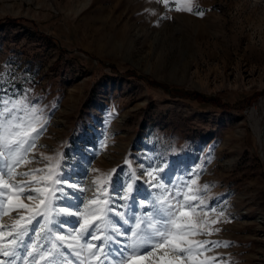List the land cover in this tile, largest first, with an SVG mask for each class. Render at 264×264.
Listing matches in <instances>:
<instances>
[{
    "label": "rangeland",
    "instance_id": "obj_1",
    "mask_svg": "<svg viewBox=\"0 0 264 264\" xmlns=\"http://www.w3.org/2000/svg\"><path fill=\"white\" fill-rule=\"evenodd\" d=\"M23 97L47 123L25 157L33 162L16 171L44 168L43 157H55L62 184L84 191L57 193L51 223H32L11 264H31V245L47 253L57 233L68 239L46 264H97L87 250L75 255L91 239H75L84 216L58 209L85 212L98 181L107 189L100 198L110 197L129 219L125 225L111 215L117 227L127 230L134 215L148 212L164 219L151 203L158 190L144 182L156 168L169 189L198 177V187L208 186L201 192L208 208L217 209L211 219L225 213L213 226L219 232L193 237L227 243L208 256L264 264V0H0V99ZM133 174V198L124 201ZM24 179L31 177H16ZM17 218L14 211L0 215V225ZM92 242L107 244L102 264H116L121 245ZM0 264L9 258L0 254Z\"/></svg>",
    "mask_w": 264,
    "mask_h": 264
},
{
    "label": "snow or ice",
    "instance_id": "obj_2",
    "mask_svg": "<svg viewBox=\"0 0 264 264\" xmlns=\"http://www.w3.org/2000/svg\"><path fill=\"white\" fill-rule=\"evenodd\" d=\"M163 2L167 4L168 0ZM186 10L193 9L189 7ZM198 14L203 15L202 12ZM46 123L41 110L31 106L27 97L17 100L0 99V159L4 161L3 168H0V215L10 216L14 211L18 216L12 225H0V229L11 228L7 234L0 230V241L5 240L6 236L15 237L8 239L6 244L0 243V254L9 258V264L16 257L17 250L23 247V237L27 236L34 221L44 220L46 223H51L52 202L60 198L57 193L67 196L66 188L84 191L77 189L75 184H62L60 161L55 157H43L44 168L16 171L21 164L33 162L30 159L26 160L25 157L36 148L35 138ZM163 171L162 168L147 171L145 173L147 179L144 182L149 188L158 190L151 203L164 215V219H157L154 212H148L145 215H134L127 230L117 227L111 215L118 217L125 225L129 224V219L125 218V212L117 211L116 207L112 206L114 202L110 197L100 198L101 195L107 194V189L101 192L98 181L93 182L97 184L96 198L89 200L85 205V212L88 211L89 205L93 206L91 215H85V212H72L68 208L58 209L59 213L68 216H84L75 239L79 241L84 235L91 239L86 244L81 242L80 251H76L75 255L80 257L81 253L87 250L88 255L96 260L97 264H102L101 257H106L110 253L105 251L107 244L102 243L98 246L92 242L100 240L121 245L115 249L119 257L116 264H222L219 255L208 256L207 253L222 246L227 247V243L193 239L219 232L220 229L213 226L219 224L225 215L220 211L215 219H211L212 213H216L217 209H209L205 198L201 195V192L208 190V186L204 185L203 189L198 187L197 177L169 189L161 178ZM45 172L48 174L37 175ZM5 175L12 183L4 178ZM17 176L31 177V179L16 180ZM130 179L131 182L127 184L121 197L124 201L133 198L134 185L139 177L133 174ZM34 184L41 186L32 187ZM37 200L38 203H35ZM139 204L144 207L146 202L141 200ZM101 223L104 225L103 228L100 227ZM93 228L97 229L98 235L91 232ZM106 230L111 234H106ZM37 236L39 237L40 233H37ZM119 237H124L127 243L122 242ZM66 239L68 237L57 233L56 240L47 253H42L40 246L34 242L31 249L26 252L25 259H31L33 264H39V261L35 260L37 255L40 261L49 260L59 246L57 242ZM66 247L72 248L73 245L68 244ZM157 250L162 254L157 255ZM125 252L128 255L125 256Z\"/></svg>",
    "mask_w": 264,
    "mask_h": 264
},
{
    "label": "trees",
    "instance_id": "obj_3",
    "mask_svg": "<svg viewBox=\"0 0 264 264\" xmlns=\"http://www.w3.org/2000/svg\"><path fill=\"white\" fill-rule=\"evenodd\" d=\"M166 90H168V92L172 95H175L177 93H183L181 90L179 89H175V88H168L166 87ZM186 95H189V96H193L195 97L196 99H199L201 101H208L210 103H214V104H217V105H221V103L217 100H214L208 96H205L204 94H201V93H198V92H184Z\"/></svg>",
    "mask_w": 264,
    "mask_h": 264
},
{
    "label": "bare ground",
    "instance_id": "obj_4",
    "mask_svg": "<svg viewBox=\"0 0 264 264\" xmlns=\"http://www.w3.org/2000/svg\"><path fill=\"white\" fill-rule=\"evenodd\" d=\"M29 1H32V0H29ZM257 134H258V136H259V138H260V141H261L262 144H263L262 136H261V132H260V131H257ZM263 145H264V144H263ZM42 253H46V252H42ZM36 261H39V264H46L45 261H40L39 256L37 257ZM31 264H33V262H32Z\"/></svg>",
    "mask_w": 264,
    "mask_h": 264
},
{
    "label": "water",
    "instance_id": "obj_5",
    "mask_svg": "<svg viewBox=\"0 0 264 264\" xmlns=\"http://www.w3.org/2000/svg\"><path fill=\"white\" fill-rule=\"evenodd\" d=\"M263 140H264V138H263Z\"/></svg>",
    "mask_w": 264,
    "mask_h": 264
}]
</instances>
